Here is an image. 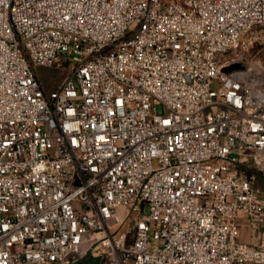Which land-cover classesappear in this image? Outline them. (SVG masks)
Segmentation results:
<instances>
[{"label":"built area","instance_id":"obj_1","mask_svg":"<svg viewBox=\"0 0 264 264\" xmlns=\"http://www.w3.org/2000/svg\"><path fill=\"white\" fill-rule=\"evenodd\" d=\"M254 174L264 0H0V264H264Z\"/></svg>","mask_w":264,"mask_h":264},{"label":"rangeland","instance_id":"obj_2","mask_svg":"<svg viewBox=\"0 0 264 264\" xmlns=\"http://www.w3.org/2000/svg\"><path fill=\"white\" fill-rule=\"evenodd\" d=\"M248 56L250 57L251 55H248ZM38 73L42 77L44 83L47 84V88L49 89H52L54 87H57L58 85H61L63 80L68 76V72L66 70L59 71L55 69L39 68ZM255 177L258 180V185L264 186V180H262L261 176L259 174H256ZM239 239L241 240V236H239ZM242 239H243V236H242ZM243 240L247 242L246 239H243Z\"/></svg>","mask_w":264,"mask_h":264},{"label":"water","instance_id":"obj_3","mask_svg":"<svg viewBox=\"0 0 264 264\" xmlns=\"http://www.w3.org/2000/svg\"><path fill=\"white\" fill-rule=\"evenodd\" d=\"M242 67L240 65H233L231 67H228V68H224L223 69V72H230L232 70H235V69H241ZM82 260H79L78 262L74 263V264H81Z\"/></svg>","mask_w":264,"mask_h":264},{"label":"crops","instance_id":"obj_4","mask_svg":"<svg viewBox=\"0 0 264 264\" xmlns=\"http://www.w3.org/2000/svg\"><path fill=\"white\" fill-rule=\"evenodd\" d=\"M247 234H243V239H246L247 240Z\"/></svg>","mask_w":264,"mask_h":264}]
</instances>
